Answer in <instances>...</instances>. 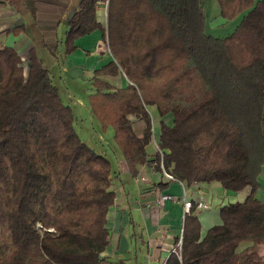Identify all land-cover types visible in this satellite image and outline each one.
<instances>
[{
    "label": "trees",
    "instance_id": "obj_1",
    "mask_svg": "<svg viewBox=\"0 0 264 264\" xmlns=\"http://www.w3.org/2000/svg\"><path fill=\"white\" fill-rule=\"evenodd\" d=\"M217 1L224 20L243 15L225 38L207 33L204 0H109L107 28L97 20V0H82L59 42L63 52L50 51L58 61L61 53L77 50V40L103 32L114 61L93 73L89 107L104 132L113 129L108 146L134 180L150 163L153 106L163 166L173 180L219 184L231 193L250 190L244 201L221 208L222 224L204 238L193 205L182 244L176 240L163 264H264L257 254L264 245V203L258 198L264 170V0ZM163 37L176 42L182 59L161 61L154 45ZM28 60L26 74L19 53L0 46V264H101L110 245L114 178L121 177L113 176L105 151L81 138L71 103L35 50ZM122 75L130 81L124 89L105 80ZM131 116L145 123L143 138ZM152 163L163 172L160 154ZM157 187L164 191L168 184ZM244 243L249 246L239 252Z\"/></svg>",
    "mask_w": 264,
    "mask_h": 264
},
{
    "label": "crops",
    "instance_id": "obj_2",
    "mask_svg": "<svg viewBox=\"0 0 264 264\" xmlns=\"http://www.w3.org/2000/svg\"><path fill=\"white\" fill-rule=\"evenodd\" d=\"M81 2L82 0H0V46L14 48L22 57H27L30 51L35 49L39 57L44 58L46 55L55 59L50 51L59 49L63 52V45L59 42L68 31L70 19L80 10ZM107 2L109 0H97L96 4L97 20L104 28L106 17L103 14L107 12ZM214 8L211 5L213 10L211 30L227 22L220 16L219 10L216 15ZM205 13L208 23L206 9ZM22 27L25 30L18 36L3 34ZM104 41L103 32L95 31L77 40V50L71 55L64 56L61 53L59 60L55 61L61 71L62 80L67 77V80L75 84L87 80L92 83L93 73L114 61L110 49L105 48ZM39 50H42L41 55ZM119 77H105V80L116 88H126L130 84L129 79L126 75ZM153 109L156 114L153 119V131L159 136L160 118L157 109L155 107ZM150 113L154 114L152 111ZM130 120L133 122L135 133L143 138L145 123L135 116H131ZM164 121L168 125L172 124L170 117H165ZM151 143L147 146L150 163L140 169V176L135 179L139 184L136 190H120L114 187L117 198L109 214L110 245L102 255L104 261L101 264H163L175 249L176 240L183 238L184 221L190 216L186 214L184 202L191 201L196 205L198 200H203L211 206L209 211L197 210L201 223V237L204 238L212 227L222 224L221 208L244 201L250 192L246 189L240 193H231L219 184L187 185L170 180L166 178L164 172L156 169L155 163H152L158 153L155 145ZM119 161L124 171L131 177L122 157ZM147 166H150V171L146 170ZM151 171L161 172V179L155 180V175H152ZM159 183L168 184V188L160 191L157 187ZM162 195L178 197L181 202H163ZM133 213L136 214V218ZM257 254L264 261V245L257 248Z\"/></svg>",
    "mask_w": 264,
    "mask_h": 264
},
{
    "label": "rangeland",
    "instance_id": "obj_3",
    "mask_svg": "<svg viewBox=\"0 0 264 264\" xmlns=\"http://www.w3.org/2000/svg\"><path fill=\"white\" fill-rule=\"evenodd\" d=\"M108 4H109V2H108ZM108 4H106V11L107 12H106V14H103L106 17V24H105L106 28L108 27V23H109ZM211 5H213L215 7L214 10L216 12V15L218 14L217 12L219 10L217 0H205L204 8L207 10V13H208L207 33L209 35L214 36V37L225 38L235 31L237 26L242 21L243 15L238 16L237 18H235L232 21L226 20L227 21L226 24H222L217 29L211 30V28H212L211 19H213V15H212L213 10L211 9ZM128 15L129 14H125V16H128ZM155 26H157V25H155ZM164 28H165L164 31H167V32L169 31V27L167 25H165ZM163 39H164V43H165L167 41V39H165V37H163L162 40ZM162 40L159 39V43L154 45V48H156L157 45H159V48L161 51L159 56H160V59L162 62L169 64L171 62H175V61L182 59L184 57V53H181L179 50L176 49L177 48L176 42L175 43H167L166 42L165 44L162 45L161 44ZM104 42H105L104 43L105 48L109 50V42L107 41V39H105ZM149 46L153 48V44H151ZM132 49H133L132 46H130L129 47L130 57H131V60H134L136 55L134 56ZM144 49L145 50H144L143 54H146L149 51V47L146 46ZM33 50H35V49H32L31 51H33ZM41 51L42 50H39L40 55H41ZM37 54H38V52H37ZM21 58L23 61V66L25 68V72L27 74L28 70H29V63H28L29 55L27 57L21 56ZM41 59H43L45 66L48 69H50L56 85L61 90L64 101L67 104L71 103L70 105H72V108L74 109L75 114L77 116L76 127H77V131L79 132L81 138L89 146H91L92 148H95L97 151H100V152L105 151L107 153L106 155H107L108 159L111 161V163L113 165V171H114L113 176L116 175L115 173H118L119 177H121V179H119V180L114 178V186H116L120 190L128 189L131 191V189H133V191H135L139 184L136 183L135 180L132 177H130L124 171V168L122 167L121 162L117 161V158H116L115 153H114L115 150L114 149L111 150L108 146L109 143L112 145V143L114 142L113 129L110 128L108 131L104 132L100 126V123H98L99 126L97 125L96 122H98V121L95 122V118L91 113L88 98L91 94H93L95 92V89L93 87V82L90 83V81L87 80V81H82L81 83L75 84L74 82H70L69 80H67L68 79L67 77H66L67 79L65 78V80L62 81L61 79H59V76L61 75L60 74L61 71L59 70V66H58L57 61H55V59H53L51 56H46V55L44 56V58H41ZM150 59H151V57L148 56L147 61L151 62ZM52 63H54V65ZM120 78L121 77L118 78L119 81H120ZM68 92H69L70 98L68 97ZM75 93H76L78 98L76 97ZM70 99H72V102H70ZM153 108H154L153 106L149 107L150 111H152L154 113V114H151L152 118L154 119L156 114H155V110ZM168 116H170V115H168ZM95 130H96V132H95ZM99 134L103 137L102 140H105V143L107 144L106 148L102 146L101 139L98 136ZM108 141H109V143H108ZM155 141L158 142V133H156V131H154V139L152 137L153 146L155 144ZM146 170L150 171V166H147ZM151 173H152V175H155V180L161 179V176H162L161 172L151 171ZM260 180H261V183L263 185V189H261L259 191L258 198L260 197V199L262 201H264V199H263L264 198V195H263L264 194V170H263V174H262ZM133 215L136 218V214L133 213ZM247 246H248V244H245V243L242 244L239 247L238 251L241 252Z\"/></svg>",
    "mask_w": 264,
    "mask_h": 264
},
{
    "label": "built area",
    "instance_id": "obj_4",
    "mask_svg": "<svg viewBox=\"0 0 264 264\" xmlns=\"http://www.w3.org/2000/svg\"><path fill=\"white\" fill-rule=\"evenodd\" d=\"M153 139H154V131H153ZM154 145H155V147L157 149V153L160 154V156H161V159H162V164L161 165H162V168H163V171H164V175L166 176V178H168L170 180H173V176L168 174L164 170V166H163L164 152L159 148L157 141H155ZM195 184H198V183H195ZM184 197H186V195H184ZM161 199H162L163 202L164 201H173L175 203H180L181 202L180 198L169 196V195H162ZM193 205L194 204L191 201L184 202V208H185L186 214H191V210H192ZM196 206H197V210H200V211H209L210 207H211L208 203H205L203 200H198L197 203H196ZM181 244H182V239L180 241V245Z\"/></svg>",
    "mask_w": 264,
    "mask_h": 264
}]
</instances>
